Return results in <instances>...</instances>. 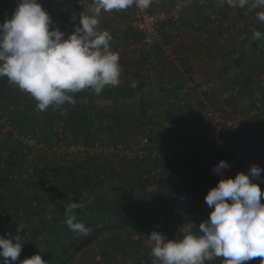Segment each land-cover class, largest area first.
I'll return each instance as SVG.
<instances>
[{
  "label": "rangeland",
  "instance_id": "obj_1",
  "mask_svg": "<svg viewBox=\"0 0 264 264\" xmlns=\"http://www.w3.org/2000/svg\"><path fill=\"white\" fill-rule=\"evenodd\" d=\"M176 1L155 0L149 9L157 12L170 10ZM39 2L52 17V26L59 27L65 36L75 30H64L68 14L80 16L86 13L84 7L68 9L49 0ZM196 4L192 0V4L183 10L192 16L188 22L182 25L181 12L176 32L163 35L161 41L151 46L142 43L140 34L131 28L121 36H115L110 47L120 49L122 71L119 85L132 87L133 96L102 98L101 94L94 95L86 90V98L76 100L75 106L65 104L61 109L50 107L46 112H38L34 98L11 85L7 77L0 78V235L7 238L10 234H19L25 240L15 264H21L37 253L58 251L57 242L68 243L80 237L65 223V208L76 195L85 199L103 194L107 197L111 211L103 208L98 216L101 220L95 224L102 226L104 221L113 222L125 215L131 216L122 206H135L138 204L136 198L143 199L145 194L156 191L165 182L179 184L186 176L188 180L201 177L204 166L222 152L238 148L243 137L249 136L260 143L264 141V56H241L243 49L250 46L256 31L254 27L261 28L259 31L264 33V24L256 19L255 12L232 9L227 4L220 5L218 0H211L209 9ZM210 12L221 17L219 24L211 19ZM99 19V28L104 30L123 21L124 16L102 11ZM188 39L199 41L202 54L208 55L211 47L215 48V55L222 54L225 48L227 52L217 58L211 57L214 53L210 52L207 58L192 60L190 53H184L196 52ZM260 46L263 49L264 46ZM238 57L242 59L234 73L227 70L224 79L215 77L218 80L210 83L209 74L219 68L232 67ZM198 67L205 72L200 78L195 76V81L188 82V87L174 89V81L180 75L191 71L195 75ZM161 71L168 75L158 76ZM149 73L157 76L153 95L147 88L146 91L142 89ZM109 88L112 87L105 90ZM147 94L151 97H146ZM84 102L86 109L82 106ZM150 124L152 127L147 132ZM221 126H225L226 133ZM60 129L75 144L91 146L98 143L100 151L84 162H78L74 156L62 164L49 153L35 154L23 141L32 134L45 145L52 144L57 141ZM147 133L152 146L171 141L182 142L184 147L170 158L146 161L128 160L116 153L119 144L140 145ZM226 161L229 163L228 158ZM249 170L250 167L244 170L227 168L218 175L235 177L238 172ZM47 176L53 178L50 189L55 188L59 195L44 189ZM256 182L264 191L263 171ZM198 184L206 187L202 178ZM179 187L176 208L183 213L188 224L198 230L200 223L210 216L209 207L205 198L197 201L191 188ZM132 193L134 196H128ZM60 200L62 204L58 207ZM23 202H36V205L25 207L21 212ZM53 202L56 206L49 208L48 203ZM19 224L25 228L17 233ZM55 228H63L58 238L53 233ZM121 229L123 231L117 234ZM130 231L126 226L104 231L67 264H132L135 259L141 264H152L153 258L148 253L134 254L127 250L119 258L118 254L102 251L104 247L111 248L116 244L119 237L138 242V246L149 245L141 236L133 238ZM261 259H253L252 264H261ZM207 264H223V260L217 258Z\"/></svg>",
  "mask_w": 264,
  "mask_h": 264
},
{
  "label": "clouds",
  "instance_id": "obj_2",
  "mask_svg": "<svg viewBox=\"0 0 264 264\" xmlns=\"http://www.w3.org/2000/svg\"><path fill=\"white\" fill-rule=\"evenodd\" d=\"M155 0H92L89 14L80 15V24L65 36L52 26V17L39 0H19L11 18L0 23V78L37 101L36 111L50 107L75 106V93L89 90L100 95L106 87L120 84L121 66L117 52L111 50L112 35L99 28L103 12L123 11L135 6L147 10ZM232 9L255 12L264 24V0H218ZM254 38L264 40V33L254 31ZM221 160L213 171L220 174L229 168ZM264 171L251 166L235 177H222L205 196L212 209L198 230L191 223L181 239H168L160 231L149 235L152 264H207L222 258L223 264H244L257 257L264 264V191L256 178ZM85 202L69 203L65 223L70 231L88 236L91 228L77 219L76 210ZM25 228L19 224L17 233ZM22 235H0V264H15L23 248ZM21 264H47L37 253Z\"/></svg>",
  "mask_w": 264,
  "mask_h": 264
},
{
  "label": "trees",
  "instance_id": "obj_3",
  "mask_svg": "<svg viewBox=\"0 0 264 264\" xmlns=\"http://www.w3.org/2000/svg\"><path fill=\"white\" fill-rule=\"evenodd\" d=\"M18 3L19 0H0V23H3L6 19L12 17ZM163 11L168 12L169 9H164ZM252 46L255 47V44ZM241 56L250 57L252 56V53L247 51ZM241 59L242 57H238L235 60L236 63L230 68L227 67L216 71V76H222L227 70L234 73L236 71V66ZM143 86L144 83L142 84V87ZM133 91L132 87L118 85L107 90H102L100 97H112L115 99L118 97H129L133 96ZM73 95L76 100L83 101L87 96V91L83 90ZM82 106L86 109L85 102L82 103ZM239 145L238 148L224 151L221 155L216 156L215 159L211 160L207 166H204L202 170L203 175H201V177H196L194 180H188L189 177L186 176L185 179L179 181V184H168L165 182V184H161L156 191L145 194L146 196L143 199L136 198L138 204L135 206H129L130 208L122 206L123 208H126L128 212L127 214H130L131 216L127 217V215H125L113 222L104 221L105 223L102 226L97 227L95 224L98 219L101 220V217L98 216L103 211V208L107 211H111V206L108 203L107 197L104 194L90 199L80 198L78 195L74 196L72 202L86 203V207L76 210V215L79 221L84 222L86 226L91 228V233L86 237L80 236L72 239L68 243L57 242L55 246L59 245L56 247L58 251L48 252L43 255L41 254L42 258L47 261V264H67L73 256L86 248L94 240L98 239L104 231L119 228L121 226H126L141 236L149 237L150 233L155 230L166 234L168 239H181L184 234L185 216L178 210V208H176L178 195L181 191L179 186L182 185V189L184 190L191 188L194 197L197 201H200L205 198L208 191L217 185L221 179V176L215 174L213 171L214 166L218 165L221 160L226 161L228 158V164L230 165L229 168L244 170L248 167L251 168L253 165H258L264 169V141L261 143L256 142L249 138V136H245L239 141ZM201 178L204 179L206 187L198 184V181H200ZM134 194L135 193H132L128 196H134ZM25 204V202L21 204L20 210ZM55 230L56 231L53 232L54 236L58 238L63 231V228H55Z\"/></svg>",
  "mask_w": 264,
  "mask_h": 264
},
{
  "label": "built area",
  "instance_id": "obj_4",
  "mask_svg": "<svg viewBox=\"0 0 264 264\" xmlns=\"http://www.w3.org/2000/svg\"><path fill=\"white\" fill-rule=\"evenodd\" d=\"M55 5L64 8H76V7H84L86 10L85 14L88 13V7L92 3V0H49ZM200 7L209 9L211 0H194ZM189 4H192V0H178L174 3L173 7L168 11L162 12H152L149 9L140 11L135 6H132L123 11H111L118 17L124 16L123 21L115 22L113 27L105 28L112 35V44L115 41V36H121L122 33L127 28L133 29L135 32L140 34L142 38V43L147 44L149 46L155 44L156 42L161 41L162 36L164 34H174L176 32V26L180 24V14L188 7ZM211 19L219 24L221 22V17L210 12ZM80 24V16L76 14H68L67 18L64 22V30L70 31ZM111 50L117 52L119 54L120 49L116 46H111ZM153 59V58H152ZM152 123V122H151ZM152 124H150L147 128V132L150 131ZM225 126H221L220 128L223 130V133H226ZM227 127V126H226ZM63 130L60 129L57 132V141L45 145L36 139L32 134H28L25 138H23L24 143L27 144V148L33 149L35 154L39 153H49L55 156V159L62 164L65 162H69L70 159L74 156L78 162H84L89 156L94 155L100 151V147L98 143L92 144L91 146H85L84 144H75L70 139V136L64 135ZM147 145L149 146L147 148ZM182 142H167L158 146H152L151 142H149V135L142 139L140 145H136L135 143L130 144V146H124L122 144L117 145V152L120 156L126 157L128 160H136V161H146L148 159L154 158H170L182 149L184 146ZM146 176V175H145ZM47 182L44 186L46 191L50 189V181L53 180L52 177L47 176ZM59 195V192H56ZM36 202H32V204H25V206L21 209V212H24L25 207L28 209L30 206L35 207ZM52 208V206H49ZM48 208V209H49ZM210 212L212 211L209 208ZM252 261H246L245 264H252Z\"/></svg>",
  "mask_w": 264,
  "mask_h": 264
},
{
  "label": "crops",
  "instance_id": "obj_5",
  "mask_svg": "<svg viewBox=\"0 0 264 264\" xmlns=\"http://www.w3.org/2000/svg\"><path fill=\"white\" fill-rule=\"evenodd\" d=\"M160 1V0H159ZM185 8H187V7H185ZM184 13V14H183ZM182 16H183V19H182V25H183V23L185 24L186 22H188V20H190L191 18H192V16H191V14H188V13H186V12H183L182 11ZM225 24V23H224ZM246 29L248 28V26H246L245 27ZM254 29L255 30H259V29H261V28H255L254 27ZM225 37H228V35L226 34L225 35ZM184 39V38H183ZM192 40V41H191ZM189 43L190 42H192V50H195L196 49V52H184V53H190V57L189 58H191L192 60L193 59H196V60H199L200 58L202 59V58H207L208 56H210L209 55V53L210 52H213L214 53V55L213 56H211V57H214V58H217V57H219V56H221L222 54H224V52H227V48H225V51L222 53V54H216L215 55V48H213V47H211V51H209L208 52V55H205V53L204 54H202V50L200 51L199 50V47H198V43H199V41H195V40H193V39H188L187 40ZM261 41V42H260ZM253 44H255V47H253L252 45ZM260 44H262V46H264L263 44H264V40H260V39H256V38H254L253 37V39L251 40V42H250V46H249V48H245V49H243V51L241 52V55L245 52H247V51H249L250 53H252V56H257V57H263L264 56V47H263V49H261L262 47L260 46ZM207 56V57H206ZM251 56V57H252ZM250 57V58H251ZM200 64V62L199 61H197V65H199ZM223 69V68H222ZM218 70H221L220 68L218 69ZM218 70H216V71H218ZM216 71H213L212 72V74H209V81H212V82H210V83H214L216 80H218V79H216L215 77H220V79L221 78H225L226 77V72H225V74H223L222 76H216ZM184 73V72H183ZM193 72L191 71V72H185L184 74H182V75H180L179 77H178V79H176V81H174V85H173V87H174V89L175 90H180V89H178V88H185V87H188L189 85H188V82L189 83H191L192 82V80H194L195 81V76L197 77V78H200V76H201V73H202V75H203V73H205L204 71H202V70H200L199 69V67L197 68V72L195 73V75L194 74H192ZM150 74V76H148V78L145 80V84H144V86L142 87V89L143 90H145L146 91V88H147V90L149 91L148 93H151V95H153V90H155V78L157 77L155 74H153V73H149ZM158 76L159 75H162V76H167L168 75V73L167 72H163V71H161L159 74H157ZM195 83H197V82H195ZM209 83V84H210ZM131 85H133V84H131ZM130 85V86H131ZM123 86V85H122ZM127 86V85H126ZM198 87V86H197ZM131 88V87H130ZM146 97H151V96H149V94H147V96ZM161 114H164V113H162V112H160ZM116 167H117V165H116ZM222 178V177H221ZM59 184V183H58ZM50 194H52V193H56V189L55 188H52V189H50ZM63 199V198H62ZM54 203V202H53ZM61 204H62V202H61V200H60V202L58 203V207H60L61 206ZM49 206H56V204L54 203V204H50V203H48V207ZM187 225H188V222H187V219L185 218V227H184V229L187 227ZM123 230L121 229L117 234H120L121 232H122ZM184 231V230H183ZM130 232H132L133 234H134V236H133V238H135L136 236L135 235H138V236H141V235H139L138 233H135L134 231H130ZM141 237H143V239L145 240V242L146 241H149V237H147V236H141ZM132 238V237H131ZM136 243H138V242H134V241H128V238H123V237H119L118 239H117V243L116 244H113L112 245V247L110 248L109 246L107 247L108 249H110V251H108L107 250V248L106 247H104L103 248V250L102 251H105L106 252V254H109V253H111V254H113V253H115V254H118V257L120 258L121 256H122V254L123 255H125V253H126V251L127 250H131L134 254L135 253H140V254H142L143 252V254H146V253H148V255L149 256H151L150 255V252H151V247L148 245V244H146V245H144V244H141L140 246H138V244H136ZM134 247L136 248V252L133 250L134 249ZM119 258H117V259H119ZM150 262H151V260H149ZM141 262H143V261H141ZM144 263V262H143ZM132 264H141L140 262H139V259H135V261L134 262H132ZM145 264V263H144ZM148 264V263H147Z\"/></svg>",
  "mask_w": 264,
  "mask_h": 264
}]
</instances>
